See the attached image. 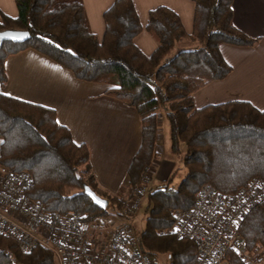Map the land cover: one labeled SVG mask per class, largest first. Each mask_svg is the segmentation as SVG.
<instances>
[{
    "label": "trees",
    "instance_id": "16d2710c",
    "mask_svg": "<svg viewBox=\"0 0 264 264\" xmlns=\"http://www.w3.org/2000/svg\"><path fill=\"white\" fill-rule=\"evenodd\" d=\"M193 29L187 34L179 16L158 6L149 11L145 30L157 43L148 56L135 45L142 31L132 0H114L104 11L102 39L92 33L77 0H15L17 15H1L0 32L27 31L24 42L0 44V85L6 82L5 59L34 49L70 70L82 81L109 84L105 93L133 107L140 120L141 144L127 170L126 196L104 191L91 172L89 151L72 140L56 121L54 109L0 93V166L27 171V195L46 210L79 211L91 220L119 216L126 198L140 184L157 154L159 112L170 130L171 151L185 149V174L176 187L169 182L150 188L142 250L166 254L171 264H194L196 246L171 232L173 212L189 208L203 185L230 194L252 178L264 181V111L232 100L196 107L193 94L231 70L219 46H251L258 38L240 31L232 21V0H193ZM188 41L192 49L177 46ZM174 51V53H172ZM89 187L106 199L105 209L85 194ZM246 249L264 252V203L248 213L240 229ZM228 264H247L235 253ZM0 264H56L51 252L35 247L23 253L15 241L0 235Z\"/></svg>",
    "mask_w": 264,
    "mask_h": 264
},
{
    "label": "crops",
    "instance_id": "0c3cea01",
    "mask_svg": "<svg viewBox=\"0 0 264 264\" xmlns=\"http://www.w3.org/2000/svg\"><path fill=\"white\" fill-rule=\"evenodd\" d=\"M77 1L83 5L89 30L102 39L103 13L114 0ZM132 2L143 28L134 43L144 55H150L157 46L145 30L153 8H170L179 16L185 32L192 33L193 0ZM1 15H17L15 0H0ZM232 21L244 34L258 40L251 46L221 44L220 53L231 70L224 78L195 91L194 104L203 107L242 100L264 111V0H232ZM4 69L6 82L0 85V93L54 109L57 123L68 129L72 140L86 145L98 185L113 195L121 196L128 190L127 170L141 144L140 120L133 107L107 95L106 84L79 80L70 70L31 48L9 55ZM165 120L159 115L157 154L149 166V189L167 183L177 167Z\"/></svg>",
    "mask_w": 264,
    "mask_h": 264
},
{
    "label": "built area",
    "instance_id": "2783aa9c",
    "mask_svg": "<svg viewBox=\"0 0 264 264\" xmlns=\"http://www.w3.org/2000/svg\"><path fill=\"white\" fill-rule=\"evenodd\" d=\"M2 172L0 235L15 241L23 253L42 247L52 253L56 264L156 262L155 256L142 250L134 226L149 190V168L133 194L126 198L117 219L107 215L91 220L79 211L46 210L42 202L29 197L32 177L27 171L3 168ZM262 203L264 181L259 178L250 179L230 194L203 185L189 208L173 212L171 232L176 238L193 240L197 252L194 264H228L229 253L247 261L246 240L240 229L246 215Z\"/></svg>",
    "mask_w": 264,
    "mask_h": 264
},
{
    "label": "rangeland",
    "instance_id": "374dc122",
    "mask_svg": "<svg viewBox=\"0 0 264 264\" xmlns=\"http://www.w3.org/2000/svg\"><path fill=\"white\" fill-rule=\"evenodd\" d=\"M194 45L196 46V44H193V43L188 42V41H184L181 47H185L186 49H192V48H194ZM172 53H174V51ZM106 85L109 86V84H106ZM159 115H160V119H162L164 117L162 111L159 112ZM166 124H167V121H166ZM184 151H185V149L183 147L179 152H175L173 154L174 155V163L175 164L177 163V167L175 168L174 173L172 175V180L168 183L169 186H171V187H176L179 184V182L182 180V178L185 174V170L182 166ZM2 177H3V172H0V180L2 179ZM127 194H124V192H123V194L121 196L123 197V196H126ZM147 204H148L147 198L145 195L142 199V208H141L140 213H139V215L142 218L139 217V215H137L134 219V226L138 232H140V230L143 228V224H144V220H145V216H146ZM114 217L116 218V216H114ZM244 255L246 257V260H247L246 262L248 264H264V252L259 247L254 248L252 251L247 250L244 253ZM155 260H156V262L154 264H170V259H169L168 255H166V254H157L155 257Z\"/></svg>",
    "mask_w": 264,
    "mask_h": 264
},
{
    "label": "water",
    "instance_id": "95a60500",
    "mask_svg": "<svg viewBox=\"0 0 264 264\" xmlns=\"http://www.w3.org/2000/svg\"><path fill=\"white\" fill-rule=\"evenodd\" d=\"M29 38V33L27 31H16V30H5L0 32V44L2 41L8 40L15 43L24 42ZM85 194L91 199L92 203L99 207L100 209H105L108 201L100 196H98L89 187L84 188Z\"/></svg>",
    "mask_w": 264,
    "mask_h": 264
}]
</instances>
